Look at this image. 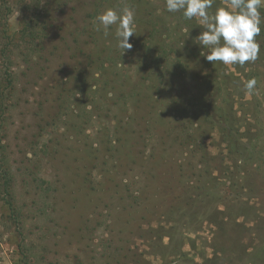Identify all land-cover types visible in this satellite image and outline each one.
Returning <instances> with one entry per match:
<instances>
[{
    "label": "rangeland",
    "instance_id": "rangeland-1",
    "mask_svg": "<svg viewBox=\"0 0 264 264\" xmlns=\"http://www.w3.org/2000/svg\"><path fill=\"white\" fill-rule=\"evenodd\" d=\"M260 13L226 67L165 0H0V264H264Z\"/></svg>",
    "mask_w": 264,
    "mask_h": 264
},
{
    "label": "clouds",
    "instance_id": "clouds-1",
    "mask_svg": "<svg viewBox=\"0 0 264 264\" xmlns=\"http://www.w3.org/2000/svg\"><path fill=\"white\" fill-rule=\"evenodd\" d=\"M215 0H165V10L169 13L180 12L184 19H195L204 30L194 38V43L210 49L205 59L220 62L226 67H244L255 62L260 53L256 40L261 32L260 7L264 0H223V6L213 8ZM96 31L109 34L115 25L116 46L121 50H130L129 38L135 35V14L132 9L124 8L119 12L105 9L95 17ZM197 44V43H196ZM255 78L244 81L246 98L251 99L256 89Z\"/></svg>",
    "mask_w": 264,
    "mask_h": 264
},
{
    "label": "trees",
    "instance_id": "trees-1",
    "mask_svg": "<svg viewBox=\"0 0 264 264\" xmlns=\"http://www.w3.org/2000/svg\"><path fill=\"white\" fill-rule=\"evenodd\" d=\"M5 82H8L9 83V79H8V81L7 80H5ZM3 179H4V184H3V186H4V193H5V195L6 196H8V194H9V189H8V187H9V181H8V179H7V177L5 176V175H3ZM6 203H7V205L9 206V207H11V204L8 202V201H6Z\"/></svg>",
    "mask_w": 264,
    "mask_h": 264
}]
</instances>
